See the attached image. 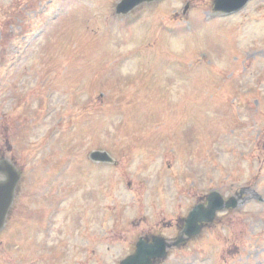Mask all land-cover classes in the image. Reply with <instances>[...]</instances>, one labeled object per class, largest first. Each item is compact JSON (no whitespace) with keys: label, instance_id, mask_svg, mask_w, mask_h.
Listing matches in <instances>:
<instances>
[{"label":"rangeland","instance_id":"1","mask_svg":"<svg viewBox=\"0 0 264 264\" xmlns=\"http://www.w3.org/2000/svg\"><path fill=\"white\" fill-rule=\"evenodd\" d=\"M120 1L0 0V158L41 196L38 230L6 228L21 247L0 263L120 264L211 192L248 188L162 264H264V0L231 17L215 0L119 16Z\"/></svg>","mask_w":264,"mask_h":264},{"label":"water","instance_id":"2","mask_svg":"<svg viewBox=\"0 0 264 264\" xmlns=\"http://www.w3.org/2000/svg\"><path fill=\"white\" fill-rule=\"evenodd\" d=\"M154 1L160 0H122L116 8L117 13L127 15L141 4ZM249 1L250 0H216L215 9L216 11L222 10L227 13H234L243 9ZM91 157L95 161H112L106 153L101 152H95ZM0 173L4 176V180L0 181L1 230L13 201L14 190L20 181V174L13 164L4 159L0 161ZM238 205L239 202L235 198H231L225 202L220 194L212 193L208 198V206H197L190 213L186 220V227L176 241L168 242L162 237H153L150 243L149 239H140L137 244L136 253L123 261L122 264H155L158 260L167 257L168 250L177 248L187 240L197 236L201 231V223H211L218 211H222L225 208H236Z\"/></svg>","mask_w":264,"mask_h":264},{"label":"flooded vegetation","instance_id":"3","mask_svg":"<svg viewBox=\"0 0 264 264\" xmlns=\"http://www.w3.org/2000/svg\"><path fill=\"white\" fill-rule=\"evenodd\" d=\"M30 185H31L30 183H21L20 185H18V188L16 189V192H15L14 204H13L12 208L10 209V212L8 214V217H7V223H6L7 228L10 227L11 225H18V227L20 229L21 228L25 229L27 226L25 222L28 221V222L33 223L32 225H29V227L32 230H35V231L38 230L39 226L34 222V217H32V215H31L29 204L31 203L30 200L32 198L38 197L40 199L41 197H40V195H37V193L31 192L34 190H31ZM24 191H26V192H24ZM20 196L23 197L22 202L19 201ZM17 203H20V204L24 203V205L22 206V208H17ZM38 211L42 212V214H43V227H42L43 231L42 232L45 233L46 210L39 207ZM30 219H32L33 221H30ZM180 228H181V226H177V229H180ZM25 234H26V236H25ZM25 234H24L25 241L26 240L34 241L32 236H31L30 231H27ZM11 236H12V239L9 243H7V247L12 251L19 250V248L21 247L20 245H18L17 248L9 245V244L13 243L14 235H11ZM30 245L31 246L34 245V242H32ZM3 247H4V242L2 241V242H0V251L3 250L2 249ZM39 248L40 247H36V249H39ZM45 248L46 247L42 246V250ZM21 261L22 260L19 259L15 262L9 263V264H29V263H21Z\"/></svg>","mask_w":264,"mask_h":264}]
</instances>
